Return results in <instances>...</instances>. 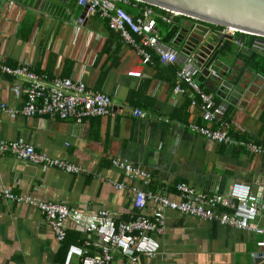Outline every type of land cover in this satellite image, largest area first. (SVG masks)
I'll use <instances>...</instances> for the list:
<instances>
[{
  "label": "crops",
  "instance_id": "1",
  "mask_svg": "<svg viewBox=\"0 0 264 264\" xmlns=\"http://www.w3.org/2000/svg\"><path fill=\"white\" fill-rule=\"evenodd\" d=\"M125 6L138 8L132 0ZM83 10L79 0H2L0 142L33 146L53 159L76 165L81 173L35 166L5 155L0 158V192L63 204L88 215L108 212L119 222L141 213L134 207L135 188L180 202L178 186L183 184L215 196L229 195L235 182H243L264 200V155L217 144L187 129L191 124L204 125L202 103L180 81L179 65L164 64L155 55L152 63L141 66L136 51L110 29L107 20L91 14L81 22ZM172 19L168 24L158 18L163 41L168 29L177 26L180 31L193 24L179 16ZM204 26L202 30L222 36L221 50L233 54L230 71H242L221 93L223 82L214 89L215 83L202 73L197 82L214 96L216 104L228 106L224 121L231 136L264 146V45L256 51L239 34ZM180 57L187 56L180 52ZM4 66L29 67L50 78L82 81L90 90L112 98V114L81 123L26 118L20 113L27 99L26 83L5 74ZM134 69L143 76L130 77ZM178 86L185 93H177ZM4 105L14 112L4 111ZM137 109L146 117H136ZM116 160L150 173V184L129 178L114 165ZM155 209L151 203L148 215H154ZM165 217L163 232L155 234L161 244L157 256H140L132 262L116 254L111 264H264V248L257 245L260 235L176 211H166ZM67 226V239L59 241L35 206L0 199V264H65L73 245L85 248L91 256L101 255L95 234L73 222ZM72 264H81L80 258L75 257Z\"/></svg>",
  "mask_w": 264,
  "mask_h": 264
},
{
  "label": "built area",
  "instance_id": "2",
  "mask_svg": "<svg viewBox=\"0 0 264 264\" xmlns=\"http://www.w3.org/2000/svg\"><path fill=\"white\" fill-rule=\"evenodd\" d=\"M130 2L131 0H79V5L88 9L87 15L98 14L107 20L110 29L118 33L124 42L136 51L141 59V66L152 63L155 55L164 64L179 65L180 81L186 83L202 103L204 125L191 124L187 126L189 131L220 145L240 146L254 154L264 155V146L237 141L229 134V126L224 121L228 106L216 104L214 96L203 91L197 82L202 68L196 62L195 56L181 58L180 51L174 46L175 42L168 44L162 40L157 23L159 16L164 22L172 24V17L178 15L162 14L158 9L147 7L143 16L134 18L123 8ZM202 25L205 27V24ZM225 31L232 35L238 34L231 29ZM238 44L243 46L241 41H238ZM3 72L14 79H24L27 99L20 113L26 118L47 117L81 123L112 114V98L90 90L82 81L50 78L47 74L37 73L29 67L4 66ZM128 75L141 78L143 73L134 69ZM176 92L183 94L185 90L178 86ZM1 107L4 111L14 112L5 105ZM134 114L139 118L146 117V113L138 109ZM212 124L216 128L212 127ZM5 155H12L20 162L35 166L55 168L67 173H81V169L76 165L53 159L33 146L20 142L1 141L0 158ZM113 163L122 168L129 178L141 179L145 186L150 184L152 176L147 171L127 161L116 160ZM178 191L182 197L180 202L171 200L167 195L147 193L142 188L133 189L134 207L141 213L129 221L122 222L117 221L108 212L88 215L79 210H71L63 204L39 202L31 197L16 196L9 191L0 192V198L35 206L60 241L66 239L68 222H73L97 236L100 256H91L85 249L71 246L65 264H72L75 257L80 258L82 264H111L116 254L129 258L132 262H137L140 256H157L161 251V244L155 234L162 233L166 226V211H176L260 235L262 240L257 245L264 248V200L258 198L251 185L235 182L229 195L212 196L213 194L199 193L184 184L178 186ZM151 203L155 205L156 211L154 215L149 216Z\"/></svg>",
  "mask_w": 264,
  "mask_h": 264
},
{
  "label": "water",
  "instance_id": "3",
  "mask_svg": "<svg viewBox=\"0 0 264 264\" xmlns=\"http://www.w3.org/2000/svg\"><path fill=\"white\" fill-rule=\"evenodd\" d=\"M147 4L160 11L191 19L193 24L183 27L174 46L185 56H195L202 68V75L209 78L217 89L223 82L221 91H226L237 80L242 70L229 69L233 59L229 51L221 50L223 38L211 31L202 30V24H208L237 33L257 37L253 48L264 45V0H132ZM2 0H0L1 6ZM88 9L84 8L80 21L85 22ZM233 40L231 36H224ZM261 50V49H260ZM259 50V51H260ZM229 73V74H228Z\"/></svg>",
  "mask_w": 264,
  "mask_h": 264
},
{
  "label": "trees",
  "instance_id": "4",
  "mask_svg": "<svg viewBox=\"0 0 264 264\" xmlns=\"http://www.w3.org/2000/svg\"><path fill=\"white\" fill-rule=\"evenodd\" d=\"M132 2H134V3H136V4H138V8H137V10H135V9H132V8H126V6L124 7L125 8V10L128 12V13H130L131 15H134V16H141L142 14H143V12H144V7H151V6H149V5H147V4H143V3H139V2H135V1H132ZM151 8H153V9H155V10H157L156 8H154V7H151ZM161 13H163V14H171V13H169V12H167V11H161ZM179 18H185V17H182V16H179ZM185 19H188V18H185ZM188 20H190V21H192L191 19H188ZM208 25V24H207ZM209 27H213V28H221V27H216V26H212V25H208ZM169 30V33H168V36L165 38V42L166 43H168V44H171V40L175 37V35L177 34V32L179 31V27H174L173 29H168ZM239 35H241L242 37H244V38H246L247 39V41H246V43L249 45V47H253L254 45H255V42H256V39H257V37H255V36H250V35H245V34H241V33H238ZM160 59V58H159ZM258 145V144H257ZM261 146V145H260Z\"/></svg>",
  "mask_w": 264,
  "mask_h": 264
},
{
  "label": "bare ground",
  "instance_id": "5",
  "mask_svg": "<svg viewBox=\"0 0 264 264\" xmlns=\"http://www.w3.org/2000/svg\"><path fill=\"white\" fill-rule=\"evenodd\" d=\"M8 191V190H7ZM10 192V191H9ZM11 193V192H10ZM11 194H13V193H11ZM15 195V194H14ZM16 196H18V195H16ZM21 197H23V196H21ZM0 199H4V200H6V201H9V202H12V203H15V204H25V203H19V202H13V201H11V200H8V199H5V198H0ZM25 205H30V204H25ZM31 206H33V205H31ZM68 207V206H67ZM71 209V208H70ZM72 210V209H71ZM69 223V222H68ZM67 223V224H68ZM67 224H66V228H67V230H66V233H67V236H66V239H67V237H68V226H67ZM75 224V223H74ZM78 226V225H77ZM80 227V226H79ZM65 239V240H66ZM64 240V241H65ZM60 241V240H59ZM63 242V241H62ZM73 246H76V245H73ZM76 247H80V248H82V249H85V248H83V247H81V246H76ZM69 252V251H68ZM68 255V254H67ZM81 260V259H80ZM81 264H82V262H81Z\"/></svg>",
  "mask_w": 264,
  "mask_h": 264
},
{
  "label": "flooded vegetation",
  "instance_id": "6",
  "mask_svg": "<svg viewBox=\"0 0 264 264\" xmlns=\"http://www.w3.org/2000/svg\"><path fill=\"white\" fill-rule=\"evenodd\" d=\"M262 45H263V44H258L256 48L260 50L261 47H262Z\"/></svg>",
  "mask_w": 264,
  "mask_h": 264
}]
</instances>
